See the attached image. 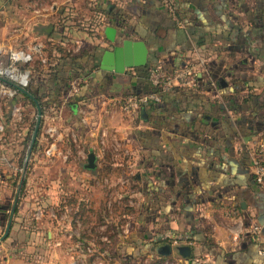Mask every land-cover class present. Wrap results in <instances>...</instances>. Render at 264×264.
<instances>
[{"label": "crops", "instance_id": "crops-1", "mask_svg": "<svg viewBox=\"0 0 264 264\" xmlns=\"http://www.w3.org/2000/svg\"><path fill=\"white\" fill-rule=\"evenodd\" d=\"M176 2L177 20L161 0H0V48H8L7 37L11 41L33 29L35 43L51 47L44 57L58 62L56 49L68 46L60 42L64 35L81 30L74 43L90 51L95 43L89 42L88 32L71 25L74 15L83 22L92 14L98 22L93 40L105 52L126 41L142 42L148 50L141 72L100 69L97 88L74 111L68 109L75 93L65 94L58 106L46 107L37 150L47 148L44 129L59 111L66 114L63 126L78 127L77 114L86 116L94 107L92 117L104 128L80 125V146L67 162L40 155L46 196L33 203L32 218L24 211L14 220L9 241L1 246L0 264H71L78 258L76 234L123 264H264V192L252 168V156L264 142V0ZM17 3L30 8L18 10ZM42 3L50 9L32 11ZM13 23L20 30L12 31ZM196 58L207 62L197 90L175 87L160 93V100L140 114H125L112 103L129 94L158 93L148 80L154 68L162 65L173 74ZM12 106L19 107V101ZM68 147L65 142L62 148ZM91 153L96 156L93 171L86 169ZM40 156L34 153L32 161ZM107 174L121 177L135 200V215L127 221L123 215L125 222L116 224L122 238L113 229L108 248L100 243L97 225L104 222L103 212L122 207L77 198L81 192L100 193L99 176ZM41 205L57 218L46 214L36 221ZM124 209L130 211L127 205ZM253 225L262 228L258 238L250 234ZM166 234L188 235L192 241L160 243ZM163 246H170L169 254L158 253Z\"/></svg>", "mask_w": 264, "mask_h": 264}, {"label": "rangeland", "instance_id": "rangeland-1", "mask_svg": "<svg viewBox=\"0 0 264 264\" xmlns=\"http://www.w3.org/2000/svg\"><path fill=\"white\" fill-rule=\"evenodd\" d=\"M42 5L43 7L40 6L39 8V5L37 4L35 7H33V9L31 7V9L32 11H34L37 8L40 9L41 11H47V9H50V6H47L44 3H42ZM44 5L47 8L46 7L44 8ZM16 6L19 7L18 10H22V11H24V8L25 9L30 8V6H27L25 4L20 5L19 3H17ZM74 16L75 17L72 18L73 19L72 26H74L76 29L77 25L79 24L77 22L78 16L77 15H74ZM94 17L95 16L90 14L88 16L86 15V18H82L85 24V28L88 29V40L90 43L91 41H93V38H94V35L92 33V30L94 29V25H95ZM11 27H12V31H18L21 28L15 23H13ZM32 32H34L33 29H30L29 31L26 29L25 33L22 36H20L19 38L17 37L18 39L15 38L11 41H7L8 40V37H7V40L4 42L5 47L29 49V47L35 44V39L32 35ZM77 36L79 37L80 34L73 32L72 37H77ZM42 38L43 39L45 38L44 40L46 41L47 36L44 35V37ZM74 41H78V39L76 40L74 38L72 40L73 43L70 42L68 44V46L66 47L67 51H65L66 53L62 54L63 56L73 55V56L79 57L83 53L89 52L88 51L89 48L87 46H83L84 44H80V48H77ZM79 41L84 42L83 39H80ZM0 45H3V43H1ZM44 46H45L46 52L49 51L51 48L50 46L47 45V43H44ZM73 46H75L76 48L73 49ZM0 62H2L1 64L3 65L6 64V57L1 58ZM43 69L44 67L40 66L37 61L33 64L32 66V70H33L32 84L33 85L36 84V80H37L36 77L44 72ZM96 85L98 84L94 83L92 85V88L96 89L97 88ZM75 86L78 87L77 84ZM16 100L19 101V107L12 106V102ZM13 101H10L9 99H6L3 96H0V128H2V131H0V207H2L3 204L6 205L7 203L9 205V210L7 212L8 219L6 221V225L4 227L0 225V238H2V236L5 234L7 224L12 215H13V222L17 217L22 218L24 211H25V217L29 219L32 218V214L34 210L33 203L36 204L38 201L42 200L43 197L46 196L45 178L47 175L46 173H44V178H42L41 175L43 174L42 172L44 170L43 168H39V167H43L45 164V162L43 161L44 159L41 160L42 156L40 155H43L44 150L46 148L45 147L41 148V150H37V149L34 150L32 148V139H33L34 131H35L37 120H38L37 107L34 106L31 101L26 99V97L20 94V92ZM46 109L48 110L49 108H46ZM93 110L95 111L96 109H94L93 107L92 111H89V113H87L86 115L87 119L89 120V124L87 125V128L91 127L92 129L97 131L100 128L102 129L104 127H99L100 124H98L95 121V119L92 117ZM49 112L50 111H48V114ZM68 112H70V110ZM64 115L66 116V114ZM64 115H62L61 117L62 118L65 117ZM49 116H51V114H49ZM81 117H82L81 114H77L76 121L80 122ZM43 123H44V114L42 116V125ZM74 125L75 124H73V126ZM76 127L77 125H75V128ZM68 129L70 128L65 129V131ZM41 132H42V126H41ZM66 135L68 136L67 133ZM45 137L47 138L46 135ZM66 142H67V139H66ZM70 148L68 147V150H70L71 152V158H74L77 149L75 148L70 149ZM63 151L67 152V148L63 149ZM34 153L39 154L40 160L38 159L36 161V159H34L32 161V159L34 158L33 157ZM99 177L103 185L99 187L101 189V192L96 193V192H93L92 190L90 192L87 191L88 193L81 192L77 197L78 200H79V197L80 199H87L90 201L95 200L96 202L97 201L100 202V205H102L103 203L107 204V202H112L114 205H116L117 208L122 207V209L117 210L114 213L110 212L109 214H106L105 212H103L102 216L105 217V219L102 224L106 223V221H108L109 223L111 221L113 226H117L116 225L117 223L120 222L121 224L125 222V220L127 221L126 219L127 216L133 217V214H134L133 213L134 212L133 211L134 210L133 201L135 200L132 198L133 194L132 195L128 194L131 191V189L127 191L128 193L126 192L124 188V184L122 182L123 180L120 181L121 177H114V176L112 177L108 174L104 176L101 175ZM135 190L133 191L134 193H136L137 191ZM126 205L129 208L128 210H130L129 212L128 211L126 212L124 209V206ZM14 206L17 209L16 214L15 212L13 214V211H12V207ZM125 213L126 215H124ZM123 215L125 216L124 217L125 220L123 219ZM100 225L101 224H98L97 226H100ZM114 229L118 230V233L116 234L117 236L118 235L122 236L123 231L121 232L122 230L121 226L119 228H114ZM117 230L115 232H117ZM110 232L113 233L112 230ZM10 236H11V231H10L8 238L0 243V250H2V247H1L2 244H5L7 241H9ZM121 238L122 237L118 236V239H121ZM117 259L118 261H120L119 258H115L111 256V257H108V262L109 264H113L114 261H116ZM118 263L123 264L121 261ZM154 263L155 261H151L150 264H154ZM10 264H15V263L14 261H12V263ZM139 264H142V263L139 262ZM145 264H149V263L146 262Z\"/></svg>", "mask_w": 264, "mask_h": 264}, {"label": "built area", "instance_id": "built-area-1", "mask_svg": "<svg viewBox=\"0 0 264 264\" xmlns=\"http://www.w3.org/2000/svg\"><path fill=\"white\" fill-rule=\"evenodd\" d=\"M166 7L169 15L177 20V2L176 0H161ZM36 13L39 10L35 11ZM79 45V43H77ZM45 46L43 43H35L29 49L27 48H0V59L6 57V64L0 62V96H3L10 101H13L19 94L18 88L27 89L33 79V64L41 60L46 62L44 57ZM207 72V62L202 58H196L190 62L184 68L177 70L173 74H170L164 66H158L152 70L149 74L148 80L151 86L158 91V93L144 94V95H127L123 99H112V103L115 104L125 114H134L142 106L150 103L158 102L160 100L159 92H169L175 87H179L186 90H197L199 88V77ZM72 85L69 90V94L78 92V87ZM214 87V84H213ZM74 96V95H73ZM81 117L80 124L75 128L72 124L64 125L62 119V112H56L54 116L49 118V122L45 126L44 132L47 136L48 145L44 151L45 157L49 160L63 159L65 162L69 161L71 157L70 150L63 151V145L66 142L70 144V149H77L80 145V125L87 126L89 120L85 116V112H80ZM62 124V126L60 125ZM69 126V127H68ZM70 128L65 131V129ZM2 131V128H0ZM68 134V136L66 135ZM105 137V132H102L101 139ZM257 152L252 156V168L256 183L261 187L264 192V142L259 144ZM46 214L51 218L56 219L55 212H47L42 206L37 207L34 219L36 221L42 220ZM237 214V213H235ZM75 222L80 223L78 220ZM117 226H113L112 222L106 221V223L98 226L97 231L99 234V240L101 244L108 248L112 241L110 237V231ZM127 233V230L124 229ZM262 232V228L258 225H253L250 229V234L254 238H258ZM77 236L76 247L78 249V258H74L71 264H109L108 257L111 254L108 251H100L96 249V244H90L84 242L80 236ZM191 238L188 235L174 236L172 234L164 235L160 243L179 244L182 242H191ZM163 264H176L170 261H165Z\"/></svg>", "mask_w": 264, "mask_h": 264}, {"label": "trees", "instance_id": "trees-1", "mask_svg": "<svg viewBox=\"0 0 264 264\" xmlns=\"http://www.w3.org/2000/svg\"><path fill=\"white\" fill-rule=\"evenodd\" d=\"M110 9L111 6L109 5L104 12L107 14ZM77 22L79 23L77 27L80 26V28H85L84 22H81L78 19ZM94 22H95L94 29L92 30L93 34L95 33V26L98 25L97 19L96 20L94 19ZM72 28L75 29L74 26ZM85 30L88 32V29L85 28ZM75 32L78 34L79 32H81V30H75ZM64 36L65 37H63V41H60L61 43L68 42L67 44H69L74 39V37H72V33L70 35L69 33L65 34ZM93 42L95 43L93 49H91L89 52L83 53L79 57L73 55L63 56L62 54L66 53L65 51L67 50L66 47L65 48L61 47V49L60 48L56 49L61 55L58 62L53 60L51 57L45 58L46 59L45 63H43L41 60H38L37 62L39 63V65L44 67L43 69L44 72L36 77L37 79L36 84L33 85L31 82L30 86L26 89L27 93L32 98H30L25 94L22 93L20 94H22L24 97H26V99L31 101L34 106H36V103L34 102V100H36L39 106L41 107L42 113L44 114L46 107L50 105L58 106L60 104V100L62 99V97L68 93V91L72 88V85L75 83L78 85L79 90L72 97L73 103L69 104V110L74 111L76 107V103L78 101L85 99L87 93L91 94L94 92L92 85L94 83H97V81L99 80V76L95 74L100 71L101 57L105 51L103 48H101L100 45L97 44L96 40H93ZM44 51L46 52V50ZM135 70L141 72L144 69L133 68L129 71V73L130 72L132 73ZM152 92H156V90L153 88ZM149 105L152 106L154 104H148L142 106L137 111V113L140 114L142 112H145ZM40 134H41V127L36 142L32 144V148L34 150L37 149L38 138ZM13 208L14 207H12V211ZM8 210H9L8 203L6 205L3 204V206L0 207V215H1L0 225L2 227L6 225V221L8 219L7 217ZM14 212L16 214L17 212L16 208Z\"/></svg>", "mask_w": 264, "mask_h": 264}, {"label": "water", "instance_id": "water-1", "mask_svg": "<svg viewBox=\"0 0 264 264\" xmlns=\"http://www.w3.org/2000/svg\"><path fill=\"white\" fill-rule=\"evenodd\" d=\"M53 28L50 27L46 32L51 33ZM147 57H148V50L144 43L142 42H133V41H126L124 42L122 47L115 48L113 52H105L100 61V69L107 72H114L117 74H123L126 69L128 68H140L147 65ZM19 92L25 94L32 98L25 89L18 88ZM36 107L38 110V120L37 126L34 131L32 144H34L37 140L41 123H42V110L36 100ZM86 169L89 171H93L96 169V156L94 153H91L88 156V164L86 165ZM15 206L13 208L14 214ZM13 223V215L10 217V220L7 224L5 234L0 238V243L6 240L10 234L11 228ZM170 246H163L162 248L158 249V253L162 255H167L170 253Z\"/></svg>", "mask_w": 264, "mask_h": 264}]
</instances>
